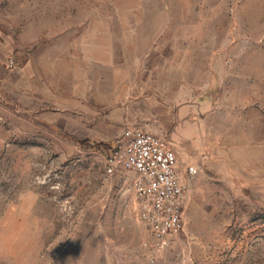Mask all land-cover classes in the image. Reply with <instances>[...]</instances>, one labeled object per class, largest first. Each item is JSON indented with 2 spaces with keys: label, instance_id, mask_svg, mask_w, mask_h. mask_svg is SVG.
Masks as SVG:
<instances>
[{
  "label": "rangeland",
  "instance_id": "obj_1",
  "mask_svg": "<svg viewBox=\"0 0 264 264\" xmlns=\"http://www.w3.org/2000/svg\"><path fill=\"white\" fill-rule=\"evenodd\" d=\"M219 53L228 95L264 107V0H0V264H264V139L179 154L198 170L186 234L164 247L130 178L104 174L111 147H96L127 128L166 136L113 116L171 95L165 80L202 88Z\"/></svg>",
  "mask_w": 264,
  "mask_h": 264
},
{
  "label": "crops",
  "instance_id": "obj_2",
  "mask_svg": "<svg viewBox=\"0 0 264 264\" xmlns=\"http://www.w3.org/2000/svg\"><path fill=\"white\" fill-rule=\"evenodd\" d=\"M93 36L95 41H99L92 46L95 49V62L101 63L104 49L100 43L101 30L94 32ZM225 57L220 53L213 54L210 66L212 77L202 88L179 78L174 84L165 80L159 90L171 92V95L158 98L155 94H149L139 100L126 99L120 108L121 114H114L113 120L130 126H141L157 133L164 132L178 155L185 154L192 158L227 156L228 147L240 145L237 142L234 145L225 142L236 141L239 137L241 140L254 139L255 143L248 145L249 147L262 146L263 104L256 97L247 103L243 99L228 95L231 91L227 84H223L224 73L229 67V60ZM126 83L128 85L129 82ZM134 84L132 91H135ZM128 90L129 87L126 91ZM82 94L83 92L80 95ZM35 96L37 100L41 99L39 94H34ZM94 105L101 108L102 102ZM139 108L142 110L136 112L135 109ZM91 137L96 139L95 135Z\"/></svg>",
  "mask_w": 264,
  "mask_h": 264
},
{
  "label": "built area",
  "instance_id": "obj_3",
  "mask_svg": "<svg viewBox=\"0 0 264 264\" xmlns=\"http://www.w3.org/2000/svg\"><path fill=\"white\" fill-rule=\"evenodd\" d=\"M109 156L106 176H128L140 206V219L155 243L166 246L186 234L188 185L197 173L183 163L168 136L127 128Z\"/></svg>",
  "mask_w": 264,
  "mask_h": 264
},
{
  "label": "trees",
  "instance_id": "obj_4",
  "mask_svg": "<svg viewBox=\"0 0 264 264\" xmlns=\"http://www.w3.org/2000/svg\"><path fill=\"white\" fill-rule=\"evenodd\" d=\"M112 142H113V141H111V142L108 143V144H104V143H102V142H99L98 146H96V147H97V148L104 147V148H106V149H108L109 147H111V149H113L114 146H112ZM115 142H116V141H115ZM83 143H84V142H82V141H79V142H78V144H80V145H83Z\"/></svg>",
  "mask_w": 264,
  "mask_h": 264
}]
</instances>
